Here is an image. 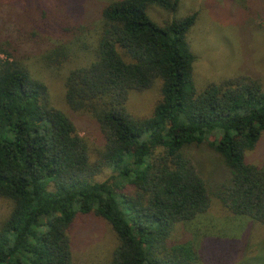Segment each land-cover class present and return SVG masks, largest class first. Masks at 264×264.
<instances>
[{
    "label": "trees",
    "instance_id": "16d2710c",
    "mask_svg": "<svg viewBox=\"0 0 264 264\" xmlns=\"http://www.w3.org/2000/svg\"><path fill=\"white\" fill-rule=\"evenodd\" d=\"M178 4L110 0L83 21L66 2L54 18L46 9L38 21L23 12L13 28L0 22V198L13 204L0 226V264H73L69 230L88 214L117 238L109 264H202L193 244L173 233L206 213L212 196L234 216L264 225V170L244 158L264 131V90L240 75L197 92L187 40L196 14L163 26L147 14L150 6L174 13ZM47 36L79 42L41 52L53 65L70 59L72 45L86 52L87 64L66 77L65 101L97 123L103 145L93 162L27 64L25 47H41ZM157 81L161 97L151 115L133 117L129 93ZM210 135L219 137L209 146L226 169L212 190L184 153ZM103 169L112 175L98 182Z\"/></svg>",
    "mask_w": 264,
    "mask_h": 264
},
{
    "label": "rangeland",
    "instance_id": "374dc122",
    "mask_svg": "<svg viewBox=\"0 0 264 264\" xmlns=\"http://www.w3.org/2000/svg\"><path fill=\"white\" fill-rule=\"evenodd\" d=\"M108 1L13 0V3L12 0H0V22L6 29L13 28L19 21L16 14L23 12L38 21L39 12L46 9L54 18L56 9L62 11L66 2L76 5L80 19L89 21L96 18L91 10L96 11ZM178 1L174 13L150 6L147 14L160 26L196 14V22L187 36L195 56L192 73L195 90L200 92L208 84L240 75L256 80L264 90V0ZM53 25L56 26V22ZM76 38L66 36L56 41L47 36V44L25 47L27 64L32 75L46 85L51 106L74 122L78 134L88 145L93 162L103 145L97 123L87 112L72 111L65 101V80L69 71L87 64L86 52L75 46L79 44L74 43ZM62 42L75 44L71 46L73 50L69 60L57 66L40 58L48 46ZM160 97V81H157L146 91L130 92L126 108L135 118H147ZM218 139L217 135H210L202 144L190 145L184 150L210 190L226 175L222 159L209 146ZM244 158L247 163L264 170V131L255 149L245 152ZM111 175L109 170L103 169L95 180L103 182ZM12 208L11 201L0 198V226ZM68 235L73 264H109L117 238L105 220L94 214L80 216ZM173 238L191 242L202 264H264V225L248 217L234 216L214 196L208 211L192 222L176 227Z\"/></svg>",
    "mask_w": 264,
    "mask_h": 264
}]
</instances>
